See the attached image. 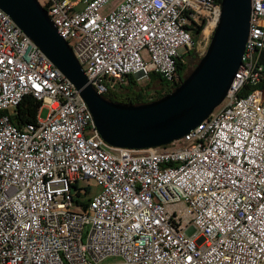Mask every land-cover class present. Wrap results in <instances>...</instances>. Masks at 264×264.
<instances>
[{
    "label": "built area",
    "instance_id": "obj_1",
    "mask_svg": "<svg viewBox=\"0 0 264 264\" xmlns=\"http://www.w3.org/2000/svg\"><path fill=\"white\" fill-rule=\"evenodd\" d=\"M38 2L102 96L152 74L175 88L186 59L179 48L191 51L197 26H215L221 12L217 0ZM261 51L264 0H252L224 102L167 146L119 149L0 9V264H264ZM247 83L253 90L240 97ZM28 98L41 107L36 122L19 127L12 116ZM85 181L101 192L91 196Z\"/></svg>",
    "mask_w": 264,
    "mask_h": 264
},
{
    "label": "water",
    "instance_id": "obj_2",
    "mask_svg": "<svg viewBox=\"0 0 264 264\" xmlns=\"http://www.w3.org/2000/svg\"><path fill=\"white\" fill-rule=\"evenodd\" d=\"M220 6L206 52L189 76L158 100L130 105L106 100L89 83L73 49L38 0H0V9L79 91L104 141L137 151L182 139L228 96L245 54L252 0H221Z\"/></svg>",
    "mask_w": 264,
    "mask_h": 264
},
{
    "label": "trees",
    "instance_id": "obj_3",
    "mask_svg": "<svg viewBox=\"0 0 264 264\" xmlns=\"http://www.w3.org/2000/svg\"><path fill=\"white\" fill-rule=\"evenodd\" d=\"M218 4H221V0H217ZM45 9H47V7H45ZM206 25V22H203L201 25L199 24L195 30V34L193 37L194 42L196 41V39L198 38V36L202 33L204 27ZM187 57L189 55H191V51L187 53ZM186 57V58H187ZM185 59V57H183ZM202 58V57H201ZM200 58V59H201ZM200 61V60H199ZM259 61L262 65H264V51H261L259 54ZM185 64H183L182 62L178 63V73H179V83L176 84V87L178 85H180L182 83V80L184 79L183 73L185 70ZM196 67V66H195ZM151 77H155V79H159V83L162 86H168V83L165 82L160 76L156 75V74H152ZM135 89V85L134 82H132L130 84L129 87H124L121 89V91L119 92H111L107 95L104 96V98L108 101L114 102V103H122V104H130V105H141V104H145V103H149L155 100H158L162 97H164L165 95L169 94L172 90H174V88H171L169 90V92L165 93V94H159L158 96L155 97H151L148 94V91H146V94L144 91L140 90L138 92L134 91ZM150 89V88H148ZM146 89V90H148ZM253 90V87L247 83L245 85V88L243 89V91L240 92L239 96L240 97H245L247 96L251 91ZM132 95V96H131ZM146 95V98H145ZM41 107V103L39 102H34L32 99L28 98L25 102H23L16 110L15 114L12 116V121L14 122V124H16L17 126H21L24 123H34L36 122V115L38 113V109ZM1 114H5L4 112L0 113ZM90 197L86 199V201H84L82 203V205L84 206V209L87 208L88 206V202L90 201ZM76 202L79 204L80 201L78 199H76Z\"/></svg>",
    "mask_w": 264,
    "mask_h": 264
},
{
    "label": "rangeland",
    "instance_id": "obj_4",
    "mask_svg": "<svg viewBox=\"0 0 264 264\" xmlns=\"http://www.w3.org/2000/svg\"><path fill=\"white\" fill-rule=\"evenodd\" d=\"M43 1V0H41ZM71 1H80V2H84L85 0H71ZM84 7V5L81 3L78 7V10H82ZM211 25V24H210ZM207 23L202 31V33L198 36V38L195 41V47L193 49H191V55H189L187 57V53L188 50L186 47H180L179 48V54L182 57H187L185 59V62H183V64H185V70L183 73L184 78L188 77L189 74L194 70L195 66L198 64L200 58L205 54L206 52V43L208 42L212 31L214 30V26L210 27ZM190 52V51H189ZM134 81V85H135V92H138L140 90L144 91L146 94V91H148L149 96L151 97H155L158 96L159 94H165L167 93L170 89L172 85L168 86H162L159 82V79H155V77H149V78H143V79H137L136 77L133 78ZM131 82V83H132ZM130 83V84H131ZM130 84L127 86L129 87ZM150 88V89H148ZM148 89V90H146ZM132 96V95H131ZM146 98V95H145ZM49 114V110L48 108H43L41 113H40V118L42 120H45L48 117ZM89 185H91V191H90V195H97L101 192V189L93 182H82V187L87 188ZM111 262H116L119 261L118 259L116 260H110Z\"/></svg>",
    "mask_w": 264,
    "mask_h": 264
},
{
    "label": "bare ground",
    "instance_id": "obj_5",
    "mask_svg": "<svg viewBox=\"0 0 264 264\" xmlns=\"http://www.w3.org/2000/svg\"><path fill=\"white\" fill-rule=\"evenodd\" d=\"M212 26H213V24H211V25L209 26V28L212 27Z\"/></svg>",
    "mask_w": 264,
    "mask_h": 264
},
{
    "label": "flooded vegetation",
    "instance_id": "obj_6",
    "mask_svg": "<svg viewBox=\"0 0 264 264\" xmlns=\"http://www.w3.org/2000/svg\"><path fill=\"white\" fill-rule=\"evenodd\" d=\"M169 92V91H168Z\"/></svg>",
    "mask_w": 264,
    "mask_h": 264
}]
</instances>
